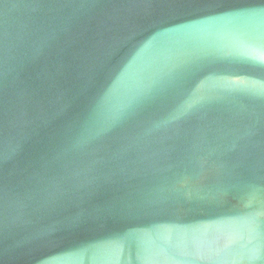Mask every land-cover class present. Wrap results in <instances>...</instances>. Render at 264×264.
Listing matches in <instances>:
<instances>
[{
	"label": "water",
	"instance_id": "obj_1",
	"mask_svg": "<svg viewBox=\"0 0 264 264\" xmlns=\"http://www.w3.org/2000/svg\"><path fill=\"white\" fill-rule=\"evenodd\" d=\"M0 264H264V0H0Z\"/></svg>",
	"mask_w": 264,
	"mask_h": 264
}]
</instances>
